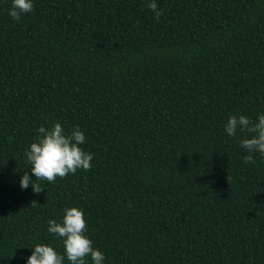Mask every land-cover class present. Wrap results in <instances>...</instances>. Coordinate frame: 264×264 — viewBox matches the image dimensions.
<instances>
[{"label":"trees","instance_id":"1","mask_svg":"<svg viewBox=\"0 0 264 264\" xmlns=\"http://www.w3.org/2000/svg\"><path fill=\"white\" fill-rule=\"evenodd\" d=\"M32 2L16 21L0 0V264L65 255L48 222L72 207L103 264H264V158L225 132L264 114V0H155L159 21L149 0ZM56 123L92 168L24 190Z\"/></svg>","mask_w":264,"mask_h":264},{"label":"clouds","instance_id":"2","mask_svg":"<svg viewBox=\"0 0 264 264\" xmlns=\"http://www.w3.org/2000/svg\"><path fill=\"white\" fill-rule=\"evenodd\" d=\"M146 7L154 13V18L159 21L163 11L158 8L155 0H149ZM34 10L32 0H12V7L9 16L16 21L21 16ZM237 130L246 132L250 138L240 140V147L248 155L243 161L248 164L255 163L253 153H259L264 158V114L259 115L258 122L241 115H233L225 125V132L235 137ZM39 137L36 142L31 143L26 149L25 156L31 165V175L25 172L20 180V187L24 190L32 185L33 191L37 194L44 191L36 181H47L54 183L59 177L66 178L69 174H75L78 169L91 170L94 154L86 152L80 145L86 143L85 134L79 126L74 127L70 134L60 123L51 128L41 126L38 129ZM35 176V180L32 179ZM230 178L228 177V180ZM36 203L33 202L32 206ZM48 232L56 237L62 238L65 255L47 244L35 245L32 255L28 258L27 264H64L65 256L69 264H88L87 258H91L93 264H103L105 255L93 247V241L85 233L87 222L84 212L76 207L65 209L62 222L49 220Z\"/></svg>","mask_w":264,"mask_h":264}]
</instances>
